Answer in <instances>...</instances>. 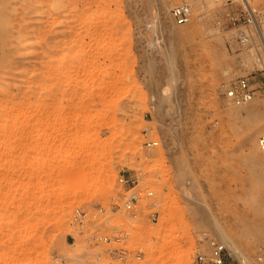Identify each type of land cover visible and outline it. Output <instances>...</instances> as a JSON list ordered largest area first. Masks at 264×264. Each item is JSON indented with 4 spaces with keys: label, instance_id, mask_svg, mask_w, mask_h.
<instances>
[{
    "label": "rangeland",
    "instance_id": "374dc122",
    "mask_svg": "<svg viewBox=\"0 0 264 264\" xmlns=\"http://www.w3.org/2000/svg\"><path fill=\"white\" fill-rule=\"evenodd\" d=\"M179 2L190 35L172 41ZM251 3L264 36V0ZM228 12L0 0V264H192L217 228L242 255L226 264H264V44L243 48ZM241 77L256 94L237 106L226 91ZM122 175L137 177L136 207Z\"/></svg>",
    "mask_w": 264,
    "mask_h": 264
},
{
    "label": "built area",
    "instance_id": "2783aa9c",
    "mask_svg": "<svg viewBox=\"0 0 264 264\" xmlns=\"http://www.w3.org/2000/svg\"><path fill=\"white\" fill-rule=\"evenodd\" d=\"M220 3L229 9V23L235 28L238 34V40L243 48L260 47L261 41L264 44L263 32L260 29L256 8L253 7L251 0H218ZM173 21L178 25L188 24L192 18V10L190 4L186 2L175 3L170 10ZM255 90L250 80L246 77L239 78L226 91L227 99L234 105L242 106L251 102L255 96ZM260 152L264 155V136L258 140ZM136 175H122L119 178L121 185H127L128 191L134 190L137 187ZM132 184V185H131ZM153 195L151 191L145 192V197L150 198ZM141 199L140 192L132 191L128 196L123 197V205L125 207H136ZM153 202L152 205H155ZM87 212L76 209L73 220L78 225H83ZM154 219V216H153ZM89 238L94 242L109 243L112 240L119 241L120 237L102 236L97 232L89 234ZM110 256L116 260H125L127 258L126 250L112 249L108 252ZM136 257H140V252H137ZM229 254L227 248L221 240L210 237L207 239V248L205 250L198 248L193 255L192 264H226Z\"/></svg>",
    "mask_w": 264,
    "mask_h": 264
},
{
    "label": "bare ground",
    "instance_id": "6f19581e",
    "mask_svg": "<svg viewBox=\"0 0 264 264\" xmlns=\"http://www.w3.org/2000/svg\"><path fill=\"white\" fill-rule=\"evenodd\" d=\"M73 3V2H72ZM73 5V4H72ZM76 5V4H75ZM70 6V5H69ZM75 7V6H74ZM73 10V9H72ZM68 19H69V17H68ZM90 23V22H89ZM76 24H78V23H76ZM189 24V23H188ZM188 24H184V25H178V26H180V28L181 29H179L178 31H176V30H174V32H172L171 34H170V36L167 38V39H170V40H175V39H178L179 37L181 38H185V37H188L189 35H190V31H188L187 29H186V27H184V26H186V25H188ZM88 25V24H87ZM182 26V27H181ZM179 28V27H178ZM43 33V32H42ZM67 33V32H66ZM44 34V33H43ZM46 34V33H45ZM79 36V35H78ZM87 36V35H86ZM91 37V36H90ZM46 38V37H45ZM44 38V39H45ZM49 38V37H48ZM43 39V38H42ZM169 40V41H170ZM171 41V42H172ZM43 42V41H42ZM42 42H41V44H42ZM170 42V43H171ZM168 43V42H167ZM38 44H39V42H32V43H29V44H27L25 47H24V49H23V54H24V56H31V54H33L34 52H36L35 50H37V46H38ZM177 46L176 45V42H174L173 43V46ZM40 46V45H39ZM169 48V47H168ZM178 48H180V46L178 47ZM174 49V48H173ZM33 52V53H32ZM172 52V51H171ZM179 54V51L177 50V48H175L174 49V51H173V59H174V56H175V58H176V56ZM171 55V54H170ZM169 58H170V56H169ZM24 59H27V58H24ZM173 59L171 60V61H173ZM264 62V61H263ZM1 65V64H0ZM1 67V66H0ZM9 69V68H8ZM11 70V69H10ZM2 72V71H1ZM0 72V74H2ZM4 72V71H3ZM9 72V71H8ZM13 73V72H12ZM10 74V73H9ZM8 74V75H9ZM4 75H5V73H4ZM3 75V78L5 77V79H6V75L4 76ZM13 75V74H12ZM8 78V77H7ZM7 80V79H6ZM11 80V79H10ZM1 86V85H0ZM2 87V86H1ZM4 91H5V89H4ZM11 95V94H10ZM13 95V94H12ZM53 100V99H52ZM60 101V100H59ZM58 102V101H57ZM93 103V102H92ZM90 104V103H89ZM78 105V104H77ZM51 106V105H50ZM66 106V105H65ZM73 106V105H72ZM91 108V107H90ZM45 109V108H44ZM63 109V108H62ZM251 125H252V123H250ZM251 132V131H250ZM217 232H218V234L220 235V237H221V241L222 242H224V244H225V246L227 247V249H229V251H230V253L235 257V258H238L239 260H241L242 259V255H241V253L239 252V250H238V248H237V246H236V244L234 243V242H229V238L227 237V236H225V234L220 230V229H218L217 228ZM242 261V260H241ZM244 263V262H243Z\"/></svg>",
    "mask_w": 264,
    "mask_h": 264
}]
</instances>
